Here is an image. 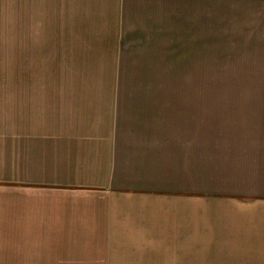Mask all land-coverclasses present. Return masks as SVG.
<instances>
[{
  "label": "crops",
  "instance_id": "obj_1",
  "mask_svg": "<svg viewBox=\"0 0 264 264\" xmlns=\"http://www.w3.org/2000/svg\"><path fill=\"white\" fill-rule=\"evenodd\" d=\"M235 3L233 55L264 75V0ZM121 82L22 81L29 90L0 97V234L17 242L1 253L32 264H264V96L101 90L134 87Z\"/></svg>",
  "mask_w": 264,
  "mask_h": 264
},
{
  "label": "rangeland",
  "instance_id": "obj_2",
  "mask_svg": "<svg viewBox=\"0 0 264 264\" xmlns=\"http://www.w3.org/2000/svg\"><path fill=\"white\" fill-rule=\"evenodd\" d=\"M120 1L0 0V97L29 90L22 81L65 80L134 85L105 94L264 96L257 64L233 55L242 52L236 0H179L173 10L170 0H123L121 10ZM14 240L0 234V264H32L1 253Z\"/></svg>",
  "mask_w": 264,
  "mask_h": 264
}]
</instances>
